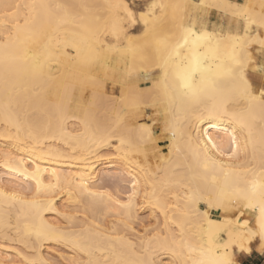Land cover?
Here are the masks:
<instances>
[{
    "label": "bare ground",
    "instance_id": "6f19581e",
    "mask_svg": "<svg viewBox=\"0 0 264 264\" xmlns=\"http://www.w3.org/2000/svg\"><path fill=\"white\" fill-rule=\"evenodd\" d=\"M74 1L86 4V0ZM95 1L94 5L102 3L109 9L108 20L95 21L94 9L93 17L81 10L83 19H72L54 7L71 4L70 0H0V19L14 10L6 5L53 6L37 13L21 11V23L26 12L36 17L31 31L17 34L0 24V264H104L105 260L109 264H135L151 259L162 248L168 249L167 256L176 264H192L200 257L199 249L207 243L209 233L207 221L195 211H203V201L193 207L190 197L201 188L215 196L220 190L231 191L238 182L259 176L260 109L253 105L249 111L245 102L237 110L251 125L249 137V129H242L231 115L210 112L211 104L197 107L179 88L176 74L183 70V56H174L168 93L164 94L163 83L158 84V104L153 107L138 104L127 88L121 94L119 84L115 91L110 85V98L101 87L96 101L88 92L89 104L74 102L70 86L80 90L90 83L92 87L96 73L78 67L65 52L75 55L74 44L89 51L91 34L81 25L103 29L120 15L119 9L108 5L122 0ZM155 2L188 5L189 13H194L191 5L197 0ZM203 2L248 3L256 5L255 12L259 13L261 0ZM178 13L181 15L183 9ZM215 15L206 22L209 33L215 29L212 38L196 46L205 57L202 68L206 74L226 68L234 48L236 55L241 53V46L228 38L229 24L231 35H235L236 23L219 10ZM139 34L129 32L131 36ZM156 38L164 39L165 34L158 33L149 40ZM99 39L105 37L100 35ZM248 49L245 56L260 58L259 45L250 44ZM188 51L184 49L185 54ZM152 55L167 59V52H157L155 44ZM143 67L138 56L133 61L127 54V65L113 62L103 71L112 70L124 80L129 71L135 73ZM153 83L141 81L150 88ZM89 99L96 103L90 104ZM96 104L105 106L99 109L103 114V110H110L107 116L112 114V118L101 114L103 118H99V112L97 118L92 115L98 111ZM135 112L140 115L134 117ZM141 126L149 129L151 137ZM233 135L235 145L230 144ZM230 147L235 148V155ZM249 169L255 170L256 177ZM243 211L241 223L247 219L254 225L259 209ZM209 218L214 225L232 219L223 209H212Z\"/></svg>",
    "mask_w": 264,
    "mask_h": 264
},
{
    "label": "snow or ice",
    "instance_id": "6c2138e0",
    "mask_svg": "<svg viewBox=\"0 0 264 264\" xmlns=\"http://www.w3.org/2000/svg\"><path fill=\"white\" fill-rule=\"evenodd\" d=\"M6 8H13L12 12H5L0 24H3L6 31L15 30L17 34L21 31H31L36 17L30 13H25L23 23H21V11L31 10V13H37L38 9H51L53 6L48 4H16L6 5ZM56 9H62L66 16L76 19L81 18V10H96L94 20L99 22L102 19V5L87 4H56ZM109 8L119 9L118 19L103 29L92 28L89 25H81L86 32L91 34V39L87 45L89 51L85 52L79 44L72 45V52L66 51L65 54L78 67L95 71L96 75L92 82V97L95 99L97 90L101 87L106 89L109 82L115 85L119 84L121 94L127 88L129 93L137 97V103L142 104L144 108L153 107L158 104L157 85L163 83L164 94L168 93L167 80L170 74V65L174 63V56H183L181 62L183 70L178 72L179 88L183 95L188 96L194 104L209 105L212 107L210 112L221 116H229L241 124V128L249 129L251 137V125L243 119V113L237 111L245 102L248 104V110L253 105L260 109V141H261V160L259 165V176L256 177L254 169H249L253 177L251 181L237 183V186L231 191L220 190L213 196L207 189L201 188L192 193L190 197L192 206L203 201L201 207L203 211L195 209L198 216L203 217L208 223L209 239L206 244H202L198 259H193L192 264H243L241 257L251 254L254 250L264 254V0L259 5V13L255 12L256 5L248 3H205L203 0H197L191 5L194 13H189L188 5H165L156 3L155 0H122L117 5H108ZM172 8L173 14L170 19L167 18L164 10ZM183 9L181 15H177L178 10ZM219 10L225 15L231 16L232 21L236 23L237 31L231 35V24H229V39L235 41L241 46L240 55L235 54V48L230 55L231 63L223 70H218L216 74H211V70L206 74L202 68L205 57H202L197 51L196 46L212 38L213 33L206 30V22L211 10ZM161 15L157 16V12ZM193 14L195 19H193ZM9 16L13 19L9 20ZM142 25V29L139 27ZM10 26V27H9ZM255 26L256 34L252 35V29ZM132 30L139 31L138 36H131ZM164 33L165 38H156L154 41L149 37H156L158 33ZM243 33L241 35L240 33ZM100 35L105 40H100ZM111 37L112 39H108ZM174 37V40L169 39ZM125 41L127 42L125 44ZM143 41L142 46L140 42ZM153 44L156 51L162 49L167 52V59L163 55L157 58L152 55ZM259 45L261 53L260 58L252 60L248 53V45ZM136 45V46H134ZM189 49L184 53V49ZM107 53H116V56H109ZM127 54H131L133 61L139 57L144 65L139 71L127 73V79L120 80L115 73L109 77V74L103 69L113 62L127 65ZM155 69V70H153ZM162 74V75H161ZM157 77H160L158 80ZM153 82L150 88L147 84H141V81ZM72 89L73 100L76 103L85 104L86 87H81L80 97L75 96V86ZM134 117L140 115L135 112ZM135 122V121H134ZM142 131L151 137L152 133L148 128L141 126ZM166 139V137H162ZM123 143V141H121ZM230 144H236V138L233 135ZM213 148L217 145L212 144ZM229 151L235 155V148H229ZM227 175V174H226ZM135 189V185H133ZM132 195H136L133 191ZM131 197H129V206H131ZM259 209V215L254 225H250L247 219H241L244 216V209ZM212 209H223L225 216H231L232 219H226L219 224H215L209 218ZM195 250V249H193ZM168 249L162 248L151 259L137 261L135 264H176L175 260L167 256ZM90 264V262H89ZM104 264H109L105 260ZM119 264V262H117Z\"/></svg>",
    "mask_w": 264,
    "mask_h": 264
},
{
    "label": "rangeland",
    "instance_id": "374dc122",
    "mask_svg": "<svg viewBox=\"0 0 264 264\" xmlns=\"http://www.w3.org/2000/svg\"><path fill=\"white\" fill-rule=\"evenodd\" d=\"M72 1L75 2L74 0H72ZM79 1H81V0H77L76 2H79ZM84 1H85V0H84ZM87 1H88V0L85 1V3H86L87 5H88V4H89V5H94V1H95V0H91V1L89 0L88 2H87ZM101 1H103V0H101ZM101 1H100V2H101ZM166 1H167V0H166ZM175 1H176V0H170V2H169V0H168V3L173 4ZM95 2L98 3V1H95ZM62 3H63V2H62ZM70 3L73 4V3L71 2V0H70ZM81 3H82V1H81ZM96 3H95V5H97ZM66 4H67V3H66ZM74 5H77V4L75 3ZM98 5H100V4H98ZM101 5H102V3H101ZM103 6H104V5H103ZM103 9H104V10H102V11H103V12H102V18H103V19H101V20H108V18L110 17V14H109L110 11L108 12L109 9H107V8H103ZM94 10H95V9H94ZM169 10H170V9H168L167 11L164 10L165 13L167 14L166 16H167L168 19L171 18V16H172L171 14L173 13V11H171V10H170V12H169ZM105 11H106V13H105ZM81 12H82V11H81ZM87 12H88V11H87ZM107 12H108V13H107ZM178 12H179V10H178ZM178 12H177V15L179 16V13H178ZM82 13H84V11H83ZM82 13H81V14H82ZM89 13H90V15L93 17V15H94V14H93V11L89 10ZM215 14H217V10L213 9V10H211V12L209 13V16H208V17H209L210 19H214V18L217 16V15H215ZM104 15H105V16H104ZM107 15H109V16H107ZM104 17H105V18H104ZM108 39H112V38H111V37H108ZM110 71H111V72H108V74L110 75V73H111V75H112V70H110ZM109 77H110V76H109ZM91 82H93V81H91ZM88 84H89V86L84 85V87H85V86H86V88H87V87H91L90 83H88ZM111 84H112V83L109 82V84L107 85L106 90H105L106 93H107V95H108V93H109V95H108L109 98H110V96H112V93H111V92H112V88H111V86H110ZM91 89H92V87H91ZM91 89L89 90V89L87 88L86 97H85V99H86L87 101H88V98H87V97H89V96L92 97V94H91L92 92H90V91H92ZM104 89H105V88H104ZM108 89H109V90H108ZM77 90H79V88H76V92H75V96H76V97L78 96V95H77V94H78V93H77ZM98 90H99V89H98ZM98 90H97V91H98ZM110 90H111V92H110ZM79 91H80V90H79ZM79 91H78V92H79ZM88 92H89L91 95H89ZM110 94H111V95H110ZM80 95H81V94H80ZM88 95H89V96H88ZM97 96H98V100H101V102H102V99L99 98L100 96H99V95H97ZM108 96H107V97H108ZM71 97H73V95H71ZM92 98H93V97H92ZM111 98H112V97H111ZM96 99H97V97L95 98L94 101H96ZM89 100H90V99H89ZM98 100H97V101H98ZM94 101H93V103H96V102H94ZM89 102H90V104H93V103H91L92 100H90ZM97 103L99 104V102H97ZM87 104H89V103H87ZM99 105H100V104H99ZM99 105L97 106V104H96V106H97L98 109H97L96 107H95V108H96L98 111H95V114H94V111L92 110V109H94V107L91 106V107H92V108H91L89 105H88L87 107H88V108H91V111H93V114H92V113H91V114H92V115H95L96 118H97V113H98V112H99V113H98L99 115H100V114H101L102 116L104 115V117L107 116V114H108L109 111H110L109 108L112 109V106L109 105V104H107V105L109 106V108H108L109 111L107 112L106 110H103V111H105V114H103L104 112L102 113L101 111H99V109H100V108H103V109H104V107L106 106V104L103 103V104L100 105V106L105 105V106H103V107H99ZM94 106H95V104H94ZM100 110H101V109H100ZM100 112H101V113H100ZM106 112H107V113H106ZM110 114H111V113H110ZM101 115L98 116V117H99V118H103V117H101ZM108 116H109V115H108ZM108 116H107V117H108ZM110 117L112 118V114H111V116H109V118H110ZM106 152L109 153V152H112V150H107Z\"/></svg>",
    "mask_w": 264,
    "mask_h": 264
},
{
    "label": "crops",
    "instance_id": "0c3cea01",
    "mask_svg": "<svg viewBox=\"0 0 264 264\" xmlns=\"http://www.w3.org/2000/svg\"><path fill=\"white\" fill-rule=\"evenodd\" d=\"M243 264H264V254L254 251L241 257Z\"/></svg>",
    "mask_w": 264,
    "mask_h": 264
}]
</instances>
